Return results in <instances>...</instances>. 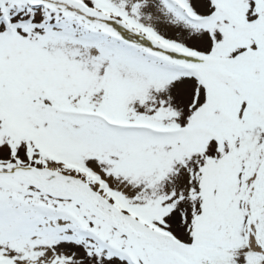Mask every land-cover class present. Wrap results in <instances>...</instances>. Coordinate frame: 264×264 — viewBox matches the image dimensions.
<instances>
[{
	"label": "snow or ice",
	"instance_id": "snow-or-ice-1",
	"mask_svg": "<svg viewBox=\"0 0 264 264\" xmlns=\"http://www.w3.org/2000/svg\"><path fill=\"white\" fill-rule=\"evenodd\" d=\"M0 264H264V0H0Z\"/></svg>",
	"mask_w": 264,
	"mask_h": 264
}]
</instances>
